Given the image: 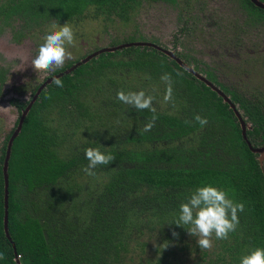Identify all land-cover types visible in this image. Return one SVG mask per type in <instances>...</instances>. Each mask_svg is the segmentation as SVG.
Masks as SVG:
<instances>
[{"label":"trees","instance_id":"1","mask_svg":"<svg viewBox=\"0 0 264 264\" xmlns=\"http://www.w3.org/2000/svg\"><path fill=\"white\" fill-rule=\"evenodd\" d=\"M175 1L0 0V21L5 26L16 23L10 37L16 41L49 21L71 26L90 19L104 29L125 28L141 5L173 7ZM231 3L240 14L242 24L236 26L241 31L245 19L264 24V10L249 0ZM110 37L107 45L145 39L132 30ZM174 53L228 96L250 123L245 133L249 143L263 145L264 103L259 97L238 92L191 58ZM164 73L174 80L176 108L164 102ZM57 78L63 87L52 80L41 90L7 160V230L19 264H240L249 249L264 248L262 166L242 139L233 112L214 91L146 46L100 53ZM120 89H143L155 97L158 119L151 131L142 130L152 113L120 102ZM99 96L106 98L105 106H100L102 100L95 102ZM14 105L19 111L24 107L19 101ZM196 114L207 118L203 128L193 120ZM10 133L0 144V264H15L2 229L1 164ZM88 146L115 157L109 165H98L95 176L83 171L88 164L83 149ZM206 184L244 204L237 229L227 240L213 235L211 250H201L196 237L175 224L180 203Z\"/></svg>","mask_w":264,"mask_h":264},{"label":"rangeland","instance_id":"2","mask_svg":"<svg viewBox=\"0 0 264 264\" xmlns=\"http://www.w3.org/2000/svg\"><path fill=\"white\" fill-rule=\"evenodd\" d=\"M230 1L176 0L173 7L158 3L141 5L125 28L104 29L99 21L80 20L71 25L74 41L66 47L72 54L70 59L80 58L94 48L106 46L108 41L105 40L110 35L113 39L112 36L121 31L132 30L142 35L143 40H155L162 47L191 58V62L210 70L224 84L236 86L238 92L255 93L264 103V24L257 26L247 23L245 19L246 25L241 31L236 26L242 24L240 14L234 13ZM52 23L49 21L48 24L31 28L20 40L12 41L11 31L16 23L5 26L0 21V67L3 69L2 75H5L0 88V144L13 131L17 117L15 109L8 102L9 98L25 102L32 89L50 73L43 70L36 72L30 60ZM120 36L115 39L120 40ZM116 43L120 44L118 41ZM70 59H66L65 63ZM95 99V102L103 101L100 106L106 100L101 96ZM261 164L264 170V158ZM148 243L150 249L153 243ZM147 253L150 255V250ZM186 264H190V261L186 260Z\"/></svg>","mask_w":264,"mask_h":264},{"label":"clouds","instance_id":"3","mask_svg":"<svg viewBox=\"0 0 264 264\" xmlns=\"http://www.w3.org/2000/svg\"><path fill=\"white\" fill-rule=\"evenodd\" d=\"M42 43L37 45L35 55L30 60V65L37 71L54 72L63 67L65 60L71 58V52L66 45L73 44L74 32L68 22L62 26L53 22L42 38ZM177 75H182L177 72ZM165 84L164 102L171 103L176 108L173 97L174 80L171 73H164L160 77ZM57 87H63L60 79L52 81ZM117 99L123 104L129 105L138 111L149 110L151 118L144 124L143 132H149L155 126L158 119L157 109L153 106V95L146 94V91H125L117 90ZM193 120L201 128L207 125L208 120L199 114L194 115ZM119 123V121H117ZM191 125L192 120H185ZM84 157L88 164L83 171L89 176H95L94 169L98 165H109L115 160L111 153L101 151L100 147H85ZM244 211V204L236 202L229 197L228 193L211 184L196 187L180 203L179 215L175 224L185 228L188 234L196 237V244L201 250H211L213 247L212 237L218 240H227L229 233L234 232L239 225L238 213ZM187 226V227H185ZM177 235V233H173ZM3 254L0 253V258ZM240 264H264V248L254 247L242 255Z\"/></svg>","mask_w":264,"mask_h":264},{"label":"water","instance_id":"4","mask_svg":"<svg viewBox=\"0 0 264 264\" xmlns=\"http://www.w3.org/2000/svg\"><path fill=\"white\" fill-rule=\"evenodd\" d=\"M249 1L254 6L264 10V3L263 2H261L259 0H249ZM130 46H146V47H151V48L161 52L162 54L167 56L169 59L173 60L183 70H185L186 72L190 73L197 80L201 81L202 83H204V85H206L212 91H214L221 98V100L228 105V107L233 112V114H234V116H235V118L237 120L238 126L240 128V135H241L242 139L246 143L247 148L252 153L257 155L258 164H259V166H262L261 160L264 158V144L261 145L260 147H253L249 143V141L247 140L246 135H245V130L247 128H249L250 124L246 123L241 118L239 112L236 110L234 104L230 101V99L228 98V96L226 94H224L211 81L206 79L204 75H202L199 72H197L196 70H194L191 66L187 65L183 60L179 59L172 51H169L167 49H163V48L159 47L158 45L153 44L151 42H147V41H129V42H123V43H120V44H117V45H114V46L99 48V49H97V50H95V51H93V52H91L89 54H86L85 56L80 58L78 61H76L75 63L70 65L68 68L64 69L63 71H61V72H59L57 74L52 75L51 77L47 78L43 83H41L37 87V89L35 90L34 94L32 95L31 99L28 101V103L26 104L24 109L21 111V114H20V116L18 118L17 124H16L14 130L11 132V134L9 135V137L7 139L5 150H4L3 159H2V164H1V175H2V184H3V187H2V191H3V197H2V200H3L2 229H3V233H4L5 238L11 244L12 252H13V259H14L15 264H19L18 255L15 253L14 244L11 241V238H10V236L8 234V230H7V193H8V191H7V186H8L7 160H8V157H9L10 146H11L12 140L14 139V137L19 132L21 124H22V121H23L25 115L27 114V112L30 109L32 103L36 99L37 95L40 93L41 89L45 86V84L49 83L54 78H57V77L61 76L62 74L70 72L71 70H73L78 65H80L82 63H85L90 58L95 57L96 55H98L100 53L112 52V51H115V50H118V49H121V48L130 47ZM263 176H264V170H263Z\"/></svg>","mask_w":264,"mask_h":264},{"label":"flooded vegetation","instance_id":"5","mask_svg":"<svg viewBox=\"0 0 264 264\" xmlns=\"http://www.w3.org/2000/svg\"><path fill=\"white\" fill-rule=\"evenodd\" d=\"M152 39H148V40H138V41H147V42H151V43H153V44H156V45H158L159 47H161V48H163V49H166V48H164V47H162L161 45H159L158 43H154V42H152L151 41ZM129 42V41H128ZM120 43H123V42H120ZM118 43H116V44H113V45H106V46H102V47H109V46H114V45H117ZM102 47H99V48H102ZM98 47L97 48H94L92 51H90V52H88L87 54H89V53H91V52H93V51H95V50H97V49H99ZM122 49V48H121ZM119 50V49H118ZM168 50V49H167ZM169 51H171V50H169ZM173 53H174V51H172ZM161 53V52H160ZM175 54V53H174ZM86 55V54H85ZM85 55H83V56H85ZM82 56V57H83ZM82 57H80V58H82ZM79 58V59H80ZM179 58V57H178ZM78 59V60H79ZM180 59V58H179ZM77 60V61H78ZM182 60V59H181ZM76 62V61H75ZM75 62H73V63H75ZM73 63H71V65L73 64ZM65 64V63H64ZM187 64V63H186ZM187 65H189V66H191L192 68H193V66L191 65V64H187ZM70 66V65H69ZM68 66V67H69ZM68 67H66V68H68ZM66 68H64V69H66ZM0 69H1V67H0ZM63 69V70H64ZM63 70H61V71H63ZM194 70H196V69H194ZM1 71H3V69H1ZM61 71H58V72H56V73H52V72H50L46 77H44L43 78V80H41V82H39L33 89H32V91H31V95H30V97L25 101V102H22V101H19V99H17V98H9V100H8V102H9V104L11 105V107L12 108H14L15 109V112L17 113V117H16V119H15V121H16V123H15V121H14V125L16 126V124H17V121H18V118H19V116H20V114H21V111L24 109V107L26 106V104L28 103V101L31 99V97H32V95L34 94V92H35V90L37 89V87L41 84V83H43L47 78H49V77H51L52 75H54V74H57V73H59V72H61ZM197 71V70H196ZM198 72V71H197ZM201 74V73H200ZM5 76V75H4ZM52 81V80H51ZM50 81V82H51ZM49 82V83H50ZM3 82H1L0 83V88H1V86L3 85L2 84ZM49 83H47V84H49ZM47 84H45V86L47 85ZM45 86L42 88V89H44L45 88ZM41 89V90H42ZM41 92V91H40ZM39 95V94H38ZM38 95H37V97H38ZM37 97H36V99H37ZM35 99V100H36ZM34 100V101H35ZM20 102V103H24V107L22 108V109H20V111L17 109V106H15L14 105V102ZM240 114V113H239ZM241 116V115H240ZM241 118L245 121V118H243L242 116H241ZM246 122V121H245ZM246 123H249V122H246ZM250 124V123H249ZM15 126H14V128H15ZM14 128H13V130H14ZM21 128V127H20ZM248 130L250 129V128H247ZM246 129V130H247ZM246 130H245V133H246ZM10 133V132H9ZM11 134V133H10Z\"/></svg>","mask_w":264,"mask_h":264}]
</instances>
